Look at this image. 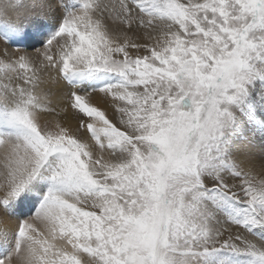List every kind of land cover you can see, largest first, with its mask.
Returning a JSON list of instances; mask_svg holds the SVG:
<instances>
[{"label": "snow or ice", "instance_id": "1", "mask_svg": "<svg viewBox=\"0 0 264 264\" xmlns=\"http://www.w3.org/2000/svg\"><path fill=\"white\" fill-rule=\"evenodd\" d=\"M0 264H264V0H0Z\"/></svg>", "mask_w": 264, "mask_h": 264}]
</instances>
